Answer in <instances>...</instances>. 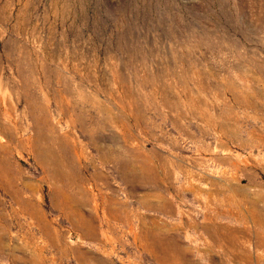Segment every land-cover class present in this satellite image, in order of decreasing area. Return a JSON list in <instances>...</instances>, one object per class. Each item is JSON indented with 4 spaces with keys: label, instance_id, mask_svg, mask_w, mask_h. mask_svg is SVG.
<instances>
[{
    "label": "rangeland",
    "instance_id": "1",
    "mask_svg": "<svg viewBox=\"0 0 264 264\" xmlns=\"http://www.w3.org/2000/svg\"><path fill=\"white\" fill-rule=\"evenodd\" d=\"M0 122V264H264V0H0Z\"/></svg>",
    "mask_w": 264,
    "mask_h": 264
},
{
    "label": "bare ground",
    "instance_id": "2",
    "mask_svg": "<svg viewBox=\"0 0 264 264\" xmlns=\"http://www.w3.org/2000/svg\"><path fill=\"white\" fill-rule=\"evenodd\" d=\"M8 113V112H7ZM9 114V113H8ZM5 119L7 120V119H9V117H5ZM209 124V123H208ZM8 125V124H7ZM7 125H5V124H3V123H1L0 122V133H1V135H3L2 133H7V131H8V126ZM221 130V129H220ZM224 130V129H223ZM221 132V131H220ZM223 132V131H222ZM221 132V133H222ZM220 133V134H221ZM9 135H11V133H9ZM261 135V134H260ZM79 148V147H78ZM80 149H81V147H80ZM83 156H84V151H83V149L82 150H80L79 152H77V158L79 159V160H81L82 158H83ZM1 167V166H0ZM125 170H124V175L125 176H129V174L131 173V172H134L135 173V169H130V168H126V166H125V168H124ZM157 176V175H156ZM159 176V175H158ZM125 178V177H124ZM147 202V201H146ZM149 241V240H148ZM159 241V240H158ZM155 242V241H154ZM156 244V243H155Z\"/></svg>",
    "mask_w": 264,
    "mask_h": 264
}]
</instances>
